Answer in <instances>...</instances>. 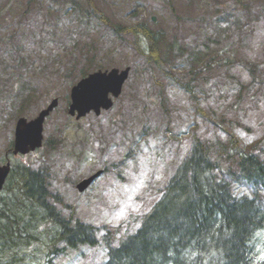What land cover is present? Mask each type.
<instances>
[{"label": "rangeland", "instance_id": "374dc122", "mask_svg": "<svg viewBox=\"0 0 264 264\" xmlns=\"http://www.w3.org/2000/svg\"><path fill=\"white\" fill-rule=\"evenodd\" d=\"M72 8L83 13L72 19L67 13ZM96 13L123 29L125 39L107 27L93 25L88 30L86 23L78 22H90L91 17L97 24ZM24 17H30L29 25H23L28 32L60 21L58 29H51V43L30 37L21 41V58L0 53V89L6 87L0 90V164L8 154L14 168L45 166L52 190L61 193L63 200L53 202L64 216L73 214L104 229L98 243L78 244L89 246L81 256L55 237L59 227L37 211L31 231L39 239L29 237L22 243V232L11 236V245L2 239V264H106L103 233L108 231L117 245L136 230L189 153L193 133L222 174L235 164L231 133L239 139L238 148L249 152L258 145L255 150L264 156V0H0V51L12 46L10 35ZM137 25L154 33L164 60L159 59L160 65L134 50L132 43L139 41L148 53L146 37L136 38ZM99 65L103 70L128 65L132 69L110 110L76 119L68 114L71 88L82 68L95 70ZM171 73L191 84L196 98L180 88ZM25 81L36 87L26 110L20 102L10 104L16 86ZM56 96L60 103L45 120L43 146L14 156L8 150L18 117H35ZM106 167L108 173L85 192L79 195L73 188L74 182ZM15 180L0 190V204L6 200L12 212H18V223L26 225L32 216L16 211L21 201L12 199ZM232 182L238 193H248L240 181ZM4 218L5 229L11 223ZM96 247L99 251L94 252Z\"/></svg>", "mask_w": 264, "mask_h": 264}, {"label": "trees", "instance_id": "16d2710c", "mask_svg": "<svg viewBox=\"0 0 264 264\" xmlns=\"http://www.w3.org/2000/svg\"><path fill=\"white\" fill-rule=\"evenodd\" d=\"M136 29L139 31L135 34L145 36L149 43L147 61L152 58L162 63L154 33L142 25H137ZM184 86L189 91L193 89L188 83ZM231 136L236 152L234 168L229 169V174L246 181L251 186V194L234 193L231 175L218 173L217 162L209 149L195 136L190 153L177 167L158 201L143 216L138 229L118 246L111 245L110 239L105 238L107 264H264V256L257 246L264 228V202L259 194L261 188L264 190V156L255 150L258 145L249 152L238 148V137L232 133ZM44 171L28 166L16 171L19 196L30 203L21 200L16 211L27 214L30 210L32 217L31 222L21 225L18 212H12L8 205L5 209L0 207V224L6 217L14 225L9 224L5 229L0 225V252L2 239L11 245V236H18V233L22 232V243L29 237L39 239L31 231L36 226L37 211L45 212L43 220L55 222L61 228L55 237L66 240L71 247L80 242L97 243L96 227L80 221L71 226L57 212L48 198L56 195ZM21 226L25 230L21 231Z\"/></svg>", "mask_w": 264, "mask_h": 264}, {"label": "water", "instance_id": "95a60500", "mask_svg": "<svg viewBox=\"0 0 264 264\" xmlns=\"http://www.w3.org/2000/svg\"><path fill=\"white\" fill-rule=\"evenodd\" d=\"M129 68L119 73L118 69L111 72H95L82 79L72 89L73 102L70 106V113L75 114L78 111V118L94 109L98 114L101 108L108 109L112 106V99L109 93L118 96L121 93L122 86L128 77ZM58 104V99L44 109L34 120L27 121L25 118L19 119L16 127V139L14 153H27L35 150L42 145L43 141V122L50 111ZM9 164L0 167V188L3 186L9 172ZM95 176L82 181L78 187L83 190L89 185Z\"/></svg>", "mask_w": 264, "mask_h": 264}]
</instances>
